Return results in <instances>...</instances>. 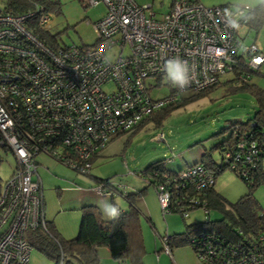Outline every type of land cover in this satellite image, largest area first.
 <instances>
[{"label":"built area","instance_id":"2783aa9c","mask_svg":"<svg viewBox=\"0 0 264 264\" xmlns=\"http://www.w3.org/2000/svg\"><path fill=\"white\" fill-rule=\"evenodd\" d=\"M98 2L105 5V13L93 23L96 40L91 45L60 44L57 38L51 46L38 37L35 30L45 31L51 22L42 4L20 13L0 8V145L16 161L0 184V264H28L32 247L27 231L46 229L38 154L88 173L91 157L111 139L178 95L204 91L225 75L244 81L264 63L255 37L246 40L250 29L242 17L250 6L227 9L173 0L156 16L151 9L145 13L150 5L136 0H88L89 5ZM173 57L190 68L183 90L166 82L164 64ZM163 82L169 93L152 97L151 90ZM250 148L253 154V144ZM172 181L175 188L203 190L215 180L210 170L194 163ZM92 191L112 195L105 184L94 185ZM155 191L166 212L169 188L159 182ZM184 198L175 202L178 213L186 217L196 206L205 212V201ZM219 235L192 236L194 253L203 263L264 264V228L233 244ZM164 250L169 253L167 246Z\"/></svg>","mask_w":264,"mask_h":264},{"label":"rangeland","instance_id":"374dc122","mask_svg":"<svg viewBox=\"0 0 264 264\" xmlns=\"http://www.w3.org/2000/svg\"><path fill=\"white\" fill-rule=\"evenodd\" d=\"M58 1L60 9L57 13H51L50 33L58 35L60 44H93L96 40L93 23L103 16L105 5L102 2L89 5L88 0ZM260 1L251 0L250 4L242 5L253 6ZM136 2L141 6L150 5V8L145 9L146 14L151 9L159 16L168 10L172 0ZM4 5L5 1L0 0V8L3 9ZM254 34L257 43L259 39L264 41V24L256 33L255 30H250L246 40L251 39ZM229 78V75L223 76L219 84L212 86L214 88L210 87L212 89L171 109L160 119L159 125L153 120H148L134 132L130 130L118 134L92 162L90 175L109 179L112 184H119L128 192L146 187L144 194L136 199V205L140 209V230L145 247L143 264H203L191 246L185 242L173 246L171 254H167L161 249V241L157 235L182 232L185 224L204 220L203 210H189L186 218L178 212L164 213L154 187L146 185L139 172L158 159H163L165 166L171 170L182 169L199 162L203 151L209 153L216 163L221 162L223 152L216 145L229 137L232 123L238 120L246 121L255 111L254 96L247 89L235 87L239 83ZM252 81L260 86L264 85L262 79L257 76L253 75ZM105 87L111 88V85ZM168 93L169 87L165 82L151 90L152 97L160 98ZM160 133L162 137L158 139ZM36 161L47 219H53L63 237H75L72 235H77L76 229L81 219L78 209L63 210L64 207H77L82 199H88L98 206L107 200L121 209L126 208L127 202L120 194L111 196L108 193L99 196L94 193L92 187L95 180L92 176L81 174L47 154H38ZM15 163L13 154L0 147V183L9 177ZM32 179L35 181L36 176L33 175ZM214 189L233 202L247 191V186L234 171L225 168L216 176ZM253 195L264 209V184L256 186ZM207 216L209 220L215 221L220 220L223 215L218 209H211ZM100 248L106 247L99 246L97 249ZM100 262L108 264L102 258ZM28 264H54V261L33 246ZM122 264L132 263L126 259Z\"/></svg>","mask_w":264,"mask_h":264},{"label":"trees","instance_id":"16d2710c","mask_svg":"<svg viewBox=\"0 0 264 264\" xmlns=\"http://www.w3.org/2000/svg\"><path fill=\"white\" fill-rule=\"evenodd\" d=\"M4 1V8L1 9L9 12H24L32 8L34 3L42 4L50 13L52 11L57 13L60 9L58 0ZM194 1L198 2V0ZM220 6L232 9L233 6H238V4L223 3ZM242 19H244L246 26L250 30H255L256 33L261 25L264 24V0L250 6ZM35 31L38 37L43 38L47 44L55 46V40L59 38L58 35L51 34L49 29L45 31L36 29ZM253 75L264 76L257 69L253 73H250L249 78L244 81L237 80V78H229L239 83L235 87L247 89L254 96L255 111L253 116L244 122L238 120L230 125L229 137L216 145L223 152L220 163H216L206 151L201 153L199 162H194L200 163L210 170L214 180L225 168L234 171L247 186V191L236 201H228L219 192L215 191V181L211 186L203 190H196L189 185L187 187H173L172 178L179 176V172L185 168L171 170L165 166L163 159L150 162L139 172V175L144 177L146 185L150 184L155 189L156 184L160 182L169 188L171 201L166 212H180L175 202L182 200L183 196L187 199L194 198L200 202L205 201L204 220L185 224L184 230L179 233H165L163 235L157 233L161 241V249L167 246L169 253H171L173 246L185 242L195 252L196 246L192 242V236L197 233L216 232L220 234V238L226 239L233 244L240 242V240H246V237L256 236L264 228V209L261 208L253 195L255 187L264 184V85L260 86L258 83L252 81ZM212 88L192 94L178 95L173 102L163 105L156 112L154 111L148 117H145L131 132H134L148 120H153L156 125H159L160 119L171 109L194 99ZM179 96L181 97L178 99ZM251 144H253L255 150L253 154H250ZM0 147L3 150L9 151L3 145H0ZM98 153L91 157V167ZM247 155H249L248 159L246 158ZM194 163L187 166H191ZM85 175H90V171L85 173ZM90 176L94 178L95 185L105 184V187L112 191L111 196L120 194L125 199L127 205L124 209L120 208L122 211L120 218L116 221L109 220L103 216L98 205L93 203L85 204L81 207V219L75 237L64 238L56 232L52 222L45 219L46 229L37 227L36 229L27 231L25 235L26 240L31 247H36L40 252L52 259L54 264H59L61 257V264H99L97 249L99 246L107 247L110 257L118 262L129 258L132 264H143L142 254L144 246L140 230V209L136 205V199L144 194L146 187L138 189L135 192H128L121 185L112 184L109 179ZM184 181L187 182V180ZM185 198L183 200H186ZM197 208L198 206L193 209ZM211 209H218L223 215L222 218L215 221L209 220L207 213ZM182 217L186 218L183 215Z\"/></svg>","mask_w":264,"mask_h":264},{"label":"clouds","instance_id":"9594fccd","mask_svg":"<svg viewBox=\"0 0 264 264\" xmlns=\"http://www.w3.org/2000/svg\"><path fill=\"white\" fill-rule=\"evenodd\" d=\"M231 26L237 27L234 22ZM163 70L166 73V82L173 87L183 90L188 86L190 81V68L187 62L179 57H173L166 60ZM99 206L102 214L109 220L116 221L122 214L117 204L108 202L107 200L101 202Z\"/></svg>","mask_w":264,"mask_h":264},{"label":"crops","instance_id":"0c3cea01","mask_svg":"<svg viewBox=\"0 0 264 264\" xmlns=\"http://www.w3.org/2000/svg\"><path fill=\"white\" fill-rule=\"evenodd\" d=\"M198 2L199 3H201V4H204V5H220V4H223V3H230L231 5H236V4H238V5H242V4H250L251 3V0H198ZM254 5H256V4H254ZM250 6V5H249ZM255 41H256V36H255ZM257 43V42H256ZM258 45H259V47H260V49L262 50V52H264V41H262V40H258V43H257ZM259 71L262 73V74H264V63H262L261 65H260V67H259ZM258 78H261L262 79V82H264V76H257ZM81 198V197H80ZM44 200V199H43ZM92 201H88V199L87 200H84V199H82L81 200V202H80V204H79V206H77V207H70V208H66V207H64V208H62L63 210H65V209H78L79 211H80V214H81V207L83 206V205H85V204H92L91 203ZM97 205V204H96ZM100 208V207H99ZM81 216V215H80ZM44 217H45V219H47V216H46V213H45V208H44ZM49 218V217H48ZM48 220H50L51 222H52V225L54 226V229L56 230V232L57 233H59L61 236H63L62 235V233L59 231V229L56 227V225H55V223H54V221H53V219L52 218H49ZM78 227H79V224H78ZM78 227H77V229H76V232L78 231ZM77 234V233H76ZM72 236H75V235H72ZM64 238H66V237H64ZM143 240V239H142ZM143 246H144V243H143ZM164 250V249H163ZM99 251H101V252H99ZM98 254H99V264H102L101 262H100V258H102L103 260H105V262L106 263H108V264H112V262L111 261H113V263H116V264H122V262L124 261V260H126V259H129V258H125L123 261H121V262H118V261H116V260H114V259H112L111 257H110V254H109V251H108V249H107V247L106 248H100L99 250H98ZM144 254H145V247H144V252H143V254H142V262H143V256H144ZM167 254H171V253H167ZM130 260V259H129ZM131 261V260H130ZM132 263V262H131ZM78 264V263H77Z\"/></svg>","mask_w":264,"mask_h":264}]
</instances>
